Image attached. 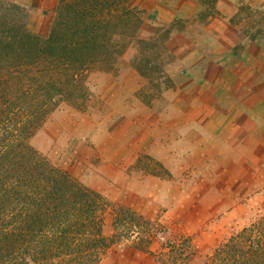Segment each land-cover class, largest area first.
<instances>
[{
  "label": "rangeland",
  "instance_id": "374dc122",
  "mask_svg": "<svg viewBox=\"0 0 264 264\" xmlns=\"http://www.w3.org/2000/svg\"><path fill=\"white\" fill-rule=\"evenodd\" d=\"M2 1L48 35L59 0ZM195 1L132 0L142 25L85 108L30 139L107 200L100 264H204L264 215V0Z\"/></svg>",
  "mask_w": 264,
  "mask_h": 264
},
{
  "label": "trees",
  "instance_id": "16d2710c",
  "mask_svg": "<svg viewBox=\"0 0 264 264\" xmlns=\"http://www.w3.org/2000/svg\"><path fill=\"white\" fill-rule=\"evenodd\" d=\"M131 2L59 0L43 37L23 6L0 0V264H100L114 243L104 232L105 197L30 139L60 101L85 108L88 72L112 67L142 25ZM204 264H264V215Z\"/></svg>",
  "mask_w": 264,
  "mask_h": 264
},
{
  "label": "crops",
  "instance_id": "0c3cea01",
  "mask_svg": "<svg viewBox=\"0 0 264 264\" xmlns=\"http://www.w3.org/2000/svg\"><path fill=\"white\" fill-rule=\"evenodd\" d=\"M194 1H195V0H193V2H194ZM236 1H237V0H236ZM236 1H234V3H235L236 5H239V4L236 3ZM242 1H243V0H242ZM195 3H196V1H195ZM242 3H244V2H242Z\"/></svg>",
  "mask_w": 264,
  "mask_h": 264
}]
</instances>
